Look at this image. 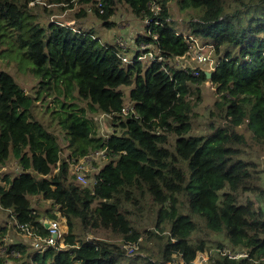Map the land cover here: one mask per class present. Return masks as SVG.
<instances>
[{"label": "trees", "instance_id": "1", "mask_svg": "<svg viewBox=\"0 0 264 264\" xmlns=\"http://www.w3.org/2000/svg\"><path fill=\"white\" fill-rule=\"evenodd\" d=\"M33 1L0 0V57L15 46L32 63L15 61L17 66L39 83L35 94L28 93L0 69V162L14 156L24 164L21 173L0 180V208L44 234L43 215L56 218L60 212L68 221V246H51L30 258V250L16 245L17 257L22 254L17 264H159L178 257L190 264L206 250L210 231L224 233L232 250L248 256L220 251L209 264H264V208L246 196L264 194L263 169L253 158L255 151L264 155V0H179L186 11L180 26L168 0H78L81 7L70 18L80 24L73 27L56 20L43 25ZM50 1L73 7L77 0ZM155 2L157 13L150 7ZM119 3L151 19L158 38L142 35L138 41L153 40L162 60L145 64L135 57L126 63L119 43H104L95 26H83L91 12L110 26ZM184 35L213 45L220 62L210 78L205 70L195 75L173 62L188 49ZM206 81L221 94L209 110L206 132L198 133L195 106ZM122 86L130 87L127 103ZM50 95L58 106L49 107ZM39 99L60 125L68 154L49 130L52 124L35 110ZM88 111L109 113L115 132L105 138ZM99 148H107L112 160L94 170L92 185L78 182L68 157ZM36 195L50 200V207L40 212L32 206ZM146 212L155 215L154 229L135 223ZM198 225L203 238L190 244L186 236ZM87 229L107 236L87 239ZM131 241L141 254L133 256L138 247L127 254L122 245Z\"/></svg>", "mask_w": 264, "mask_h": 264}, {"label": "rangeland", "instance_id": "2", "mask_svg": "<svg viewBox=\"0 0 264 264\" xmlns=\"http://www.w3.org/2000/svg\"><path fill=\"white\" fill-rule=\"evenodd\" d=\"M179 0H168V7L170 10L171 15L173 18L179 23H176L177 26L182 25V21L186 18V11L182 10L180 8V5L178 3ZM50 0H35L31 4L35 7V11L38 15L39 21L43 25H47L50 21H57L63 25L68 24L71 20H75V22H78L77 18H70V16L75 15V12L79 10L81 5L79 4V1H75V4L73 7H70L68 3H54ZM156 3V2H155ZM158 4V3H157ZM48 8V10L45 9ZM193 9H189L190 13H193ZM113 23L108 26L104 23V20L98 18L96 14L89 13L88 16L82 21L85 27L92 28V26H95L97 29V32L99 33L101 40L104 41V43L113 44L116 42V40L125 38L127 40L128 46L125 47V52L127 53L131 58H133L136 54L135 51L140 49V41H138V37L144 35L146 22L143 18L138 17L135 15L132 10L124 3H119L117 6V11L115 14H113L109 18ZM92 21V22H91ZM75 22L73 26H75ZM79 23V22H78ZM80 24V23H79ZM123 52V51H122ZM214 55V53H213ZM215 56V55H214ZM216 57V56H215ZM8 58H11L13 60H10ZM143 60V59H142ZM22 66H26L27 64L32 65L31 61L27 59L25 56H23L21 53H18V50L15 46L12 47V50H8L3 54V56L0 57V69H6L10 71L16 78V80L19 82L20 85L23 86V88L31 94H35V91L38 88V78L31 73L27 69H21L17 66L16 62ZM145 64H148L145 60ZM122 89L125 92V102L127 103L129 101V89L128 86H122ZM200 92H201V100L197 103L195 106L196 112L198 113L197 122H194V127L196 128V131L198 133H205L206 132V126L205 122L208 117L209 110L215 101V99L221 94L216 92V87L213 86L211 81H206L204 83L200 84ZM49 100V107L53 108L58 106V103L56 102L55 95L47 96ZM64 96L62 95L61 98ZM195 97V96H194ZM69 99V98H68ZM80 106H86V102L82 100H77ZM38 104V105H37ZM37 104H35V110L38 112L39 117L45 121V123H51L52 126L49 127V130L54 132L58 135L59 143L62 145L63 150L65 152L68 151V141L61 130L60 125L57 122H54L51 118L50 111L46 109V105L44 103L42 104V100H38ZM42 108V109H40ZM99 113L101 111H98ZM98 113H93L91 111L87 112V116L91 118L93 116L96 129H101L103 132H109L110 130H114L112 121L109 119H106L102 117L101 124L99 123L98 119L99 117L96 115ZM254 157L257 158L256 160L261 164V167L263 169L262 172V186L264 188V155L261 154V156L258 155V152H253ZM116 158V157H115ZM112 158H100L97 162L94 163V167H90L89 172H94L95 168L96 170H100L103 165L105 166L108 164ZM24 168V164L19 163L18 159L14 156L10 157L6 162H0V180L2 181V178L5 174H9L11 177L19 174L22 172V169ZM88 183L86 184H93V181L87 177ZM78 181V180H77ZM79 182V181H78ZM246 196L251 197L257 205H260L264 208V194L261 192L256 191H249L246 192ZM33 204L32 206L38 207L40 209V212L44 211L46 207H50V200L44 199L43 195H36L31 196ZM44 214V213H43ZM58 214V213H57ZM44 216L47 215H43ZM48 217V216H47ZM139 220H136L135 223L139 227H146L148 229L152 228L154 229V223H155V215H153L152 212H146L144 217H138ZM12 218L10 216V212L8 210H4L3 208H0V258H1V264H17L19 262L22 254H20V257H17V255L12 254V250H17V248L14 246H24L25 250H30V258L35 254L34 249L32 248L30 244V240L26 237H23L22 234L14 229V227L7 226L8 221H10ZM42 219V218H41ZM65 234L68 232V225L66 224L65 227ZM100 236V237H106L107 232L105 231H99V233L92 232L91 230L87 229L86 231V238L87 239H93L94 237ZM190 231L188 235L186 236V239L188 243L195 244L200 243V241L203 238V231H201V227L198 225V228L196 229V232L192 236L189 237ZM122 238H119L117 241H121ZM222 244H226L228 246V249L232 251V246L230 245L229 239L227 236L222 232H215L210 231L208 232V235L206 236V245L207 248L205 251H200L197 253L196 258L190 263V264H209L210 261L217 257L220 253V248L222 247ZM68 246V244H67ZM139 248V245H138ZM158 246L156 243H150V251L157 252ZM18 251V250H17ZM244 252L242 249L237 250V252ZM143 250L140 248L136 251V253L133 256H136L137 254H141ZM234 253V252H233ZM128 254V253H127ZM156 258L158 257V254H155ZM131 257V256H130ZM182 264L183 260L181 257H178L177 260H171V261H159V264ZM75 264H80L79 262H76ZM125 264H128V260H125Z\"/></svg>", "mask_w": 264, "mask_h": 264}, {"label": "built area", "instance_id": "3", "mask_svg": "<svg viewBox=\"0 0 264 264\" xmlns=\"http://www.w3.org/2000/svg\"><path fill=\"white\" fill-rule=\"evenodd\" d=\"M151 9L154 13H157L160 9L159 4L151 3ZM75 20H72L68 23L69 26L73 27ZM145 22L149 25L151 23V19L146 17ZM147 32L150 34L152 33L151 28H147ZM155 38L158 36L155 34ZM185 41L188 43V49L184 54L176 55L173 59V62L182 69L190 70L193 74L198 75L200 74L201 69L205 70L206 73L213 72L220 60L213 55V45H209L208 43H201L198 38L191 36V35H184ZM119 43V46L125 52V47L128 46L127 40L125 38L116 40ZM141 48L145 50V52L139 55V59L143 60H162V53L161 50L157 48L153 43H142ZM119 56L125 62H132L127 54L119 53ZM122 111L125 113L129 112V105H125L122 108ZM99 117L96 116L99 123L102 122V117L106 119H110V114L107 112H98ZM101 134L104 136H108L107 132L101 131V129H97ZM107 148H99L95 149L81 157L70 156L68 157V164L69 169L72 173L76 175V179L82 183H88L87 177H89L92 181H94V173L97 168L94 170L92 169L91 175H87L89 172L90 167H94L93 162H97L100 158H110L107 155ZM59 166V163H58ZM98 171V170H97ZM11 220L8 221L7 226H13L14 229L19 231L23 237H26L30 240V244L36 253L44 252L49 247H57V248H66L67 243L65 241V227L66 224L68 225L67 218L63 216L60 212H58V216L56 218L44 217L42 218V224L45 227L46 233H41L39 231L38 226L32 222H23L20 221L16 214L11 213ZM127 251L128 254H133L138 247L137 242L131 241L122 245ZM223 254H228L230 257H247L248 254L245 250L244 252H238L235 250H230L228 248H223L220 250ZM234 252V253H233ZM13 255H19V251L12 250ZM176 257V255H174ZM175 260V259H174ZM173 260V261H174ZM177 260V259H176ZM174 264H177L176 262Z\"/></svg>", "mask_w": 264, "mask_h": 264}, {"label": "clouds", "instance_id": "4", "mask_svg": "<svg viewBox=\"0 0 264 264\" xmlns=\"http://www.w3.org/2000/svg\"><path fill=\"white\" fill-rule=\"evenodd\" d=\"M51 4H54V3H51ZM145 19H146V18H144V21H145ZM69 21H72V20H69ZM147 28H150V24L148 25V24L146 23V27H145V31H144L145 34H144V35H145V36H152V38L156 40L158 37L155 38L154 35L156 34V35L158 36V34L155 33V32H153V31H152V28H151L152 33L149 34V33L147 32ZM142 35H143V34H142ZM144 35H143V36H144ZM148 42H151V43L154 44V41H153V40H151V41H145V40H142V41L139 42V43H140V49L137 50V51H135V54H136V55H135L133 58H131L127 53H125V54H127V56H128L130 59H132V62L136 59L135 57H137L138 60H141V59H139V55H141V54H143V53L145 52V50H143V49L141 48V44H142V43H148ZM154 45H155V44H154ZM138 53H139V54H138ZM144 61H145V60H144ZM126 63H129V62H126ZM109 120H110V119H109ZM114 132H115V130H110L109 132H107L109 135H108L107 137H106V136H104V137H105V138H108V137L110 136V134H113ZM60 145H61V144H60ZM61 147H62V145H61ZM62 151H63L64 154H68L70 150L68 149V151L65 152V151L63 150V147H62ZM58 163H59V162H58ZM58 163H57V164H58ZM57 166H58V165H57ZM68 167H69V164H68ZM57 169H58V167L55 168L54 171H56ZM70 171H71V170H70ZM20 173H21V172H20ZM7 210L10 212V215H11V213H12L13 211L10 210V209H7Z\"/></svg>", "mask_w": 264, "mask_h": 264}, {"label": "water", "instance_id": "5", "mask_svg": "<svg viewBox=\"0 0 264 264\" xmlns=\"http://www.w3.org/2000/svg\"><path fill=\"white\" fill-rule=\"evenodd\" d=\"M207 75L210 78L212 76V72L207 73Z\"/></svg>", "mask_w": 264, "mask_h": 264}]
</instances>
